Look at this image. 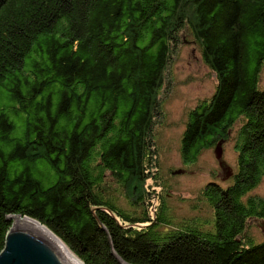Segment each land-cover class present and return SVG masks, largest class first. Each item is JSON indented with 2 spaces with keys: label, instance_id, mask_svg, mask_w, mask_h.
I'll return each instance as SVG.
<instances>
[{
  "label": "trees",
  "instance_id": "1",
  "mask_svg": "<svg viewBox=\"0 0 264 264\" xmlns=\"http://www.w3.org/2000/svg\"><path fill=\"white\" fill-rule=\"evenodd\" d=\"M191 38L218 84L189 112L183 162L239 123L238 157L232 183L210 181L199 213L179 219L147 181L160 94ZM263 66L264 0H0V252L21 216L84 264H120L113 251L130 264H264V241L246 234L264 221V195H248L264 180Z\"/></svg>",
  "mask_w": 264,
  "mask_h": 264
},
{
  "label": "rangeland",
  "instance_id": "2",
  "mask_svg": "<svg viewBox=\"0 0 264 264\" xmlns=\"http://www.w3.org/2000/svg\"><path fill=\"white\" fill-rule=\"evenodd\" d=\"M166 84L160 94L164 116L156 128L159 146L157 179H149L147 185L155 193L151 195L152 204L164 198L172 206L175 216L183 219L199 213L193 209L194 203L197 207L198 195L210 181L215 180L222 185L232 183L233 173L237 169L235 137L239 123L232 129L229 139L222 141L220 159L217 158L216 144L203 150L195 163L184 164L181 140L189 112L199 102L210 98L218 84L216 73L204 61L200 47L194 43L193 38L177 47L170 66L169 82ZM259 88H264V66ZM177 170L182 172L177 173ZM248 195H264V180ZM125 202L123 200L127 209ZM246 234L256 242L264 241V221L251 219Z\"/></svg>",
  "mask_w": 264,
  "mask_h": 264
},
{
  "label": "water",
  "instance_id": "3",
  "mask_svg": "<svg viewBox=\"0 0 264 264\" xmlns=\"http://www.w3.org/2000/svg\"><path fill=\"white\" fill-rule=\"evenodd\" d=\"M216 154L220 159L222 141L216 147ZM10 220L13 223L7 233L5 247L0 252V264H84L66 249L60 238L38 221L21 216ZM113 253L120 264H130Z\"/></svg>",
  "mask_w": 264,
  "mask_h": 264
},
{
  "label": "bare ground",
  "instance_id": "4",
  "mask_svg": "<svg viewBox=\"0 0 264 264\" xmlns=\"http://www.w3.org/2000/svg\"><path fill=\"white\" fill-rule=\"evenodd\" d=\"M20 219V218H19ZM58 239V238H57ZM59 240V239H58ZM65 247H66V249L74 256V257H76L77 258V256L61 241V240H59ZM78 259V258H77ZM79 260V259H78ZM80 261V260H79Z\"/></svg>",
  "mask_w": 264,
  "mask_h": 264
}]
</instances>
